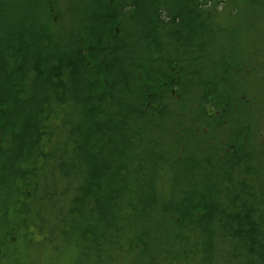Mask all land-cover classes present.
Segmentation results:
<instances>
[{
    "label": "trees",
    "instance_id": "16d2710c",
    "mask_svg": "<svg viewBox=\"0 0 264 264\" xmlns=\"http://www.w3.org/2000/svg\"><path fill=\"white\" fill-rule=\"evenodd\" d=\"M253 4L0 0V264H264Z\"/></svg>",
    "mask_w": 264,
    "mask_h": 264
},
{
    "label": "rangeland",
    "instance_id": "374dc122",
    "mask_svg": "<svg viewBox=\"0 0 264 264\" xmlns=\"http://www.w3.org/2000/svg\"><path fill=\"white\" fill-rule=\"evenodd\" d=\"M75 2L78 6H81L84 0H75ZM249 11L253 13L251 18L246 16ZM238 29L240 41L248 44L249 52L254 51L256 57L258 52L257 63L255 61L253 64H250L251 66L255 65L254 69H252L248 77H245L247 95L244 97V99L249 97L251 106H255L256 108L259 101L264 97V68H258V64L261 66L264 63V0H254V4L249 10H243L241 25L239 24ZM261 123L264 127V122ZM51 253L50 248L47 249L46 247L43 254L39 253L36 257L32 258L34 261L39 260V262H33L32 264H78L79 262L77 255L73 258L69 254L58 255L57 253Z\"/></svg>",
    "mask_w": 264,
    "mask_h": 264
}]
</instances>
